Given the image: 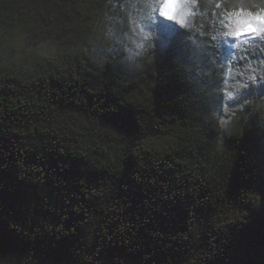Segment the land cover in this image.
Segmentation results:
<instances>
[{
  "label": "trees",
  "instance_id": "1",
  "mask_svg": "<svg viewBox=\"0 0 264 264\" xmlns=\"http://www.w3.org/2000/svg\"><path fill=\"white\" fill-rule=\"evenodd\" d=\"M134 3L0 0V264H264V109L220 133L217 49L131 55Z\"/></svg>",
  "mask_w": 264,
  "mask_h": 264
},
{
  "label": "clouds",
  "instance_id": "2",
  "mask_svg": "<svg viewBox=\"0 0 264 264\" xmlns=\"http://www.w3.org/2000/svg\"><path fill=\"white\" fill-rule=\"evenodd\" d=\"M162 21L170 29L171 42L178 34L187 33L184 39L193 43V35L207 36L217 49L220 63L216 66L221 71L215 91L220 102L209 117L220 133L228 134L245 107L264 109V103L253 105L251 98L230 103L250 86L264 84V45L257 44L255 52L251 48L253 41L264 42V0H136L128 14L130 46L125 51L144 57L148 40L152 41L148 48L155 49L161 41L158 26Z\"/></svg>",
  "mask_w": 264,
  "mask_h": 264
},
{
  "label": "rangeland",
  "instance_id": "3",
  "mask_svg": "<svg viewBox=\"0 0 264 264\" xmlns=\"http://www.w3.org/2000/svg\"><path fill=\"white\" fill-rule=\"evenodd\" d=\"M12 47V59L17 60L26 54H37L50 56L54 46L49 41H42L38 44L29 43L24 35L23 29H15L9 37Z\"/></svg>",
  "mask_w": 264,
  "mask_h": 264
}]
</instances>
